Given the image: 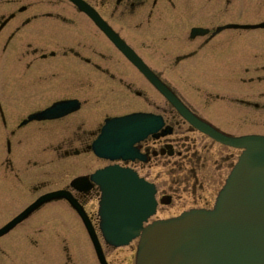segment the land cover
Listing matches in <instances>:
<instances>
[{"label": "flooded vegetation", "instance_id": "1", "mask_svg": "<svg viewBox=\"0 0 264 264\" xmlns=\"http://www.w3.org/2000/svg\"><path fill=\"white\" fill-rule=\"evenodd\" d=\"M86 1L142 58L158 78L171 87L198 116L207 119L179 94L175 89L176 83L168 81L162 75L163 71H176V78L183 80L192 76L195 88L202 87L200 84L204 83V80L198 77L203 78L205 75L210 79L220 77L218 82L222 84L209 87L211 89L204 92L205 98L200 101L207 104L206 98L213 97L215 100H221L223 104L227 103V33L229 29L249 30L228 27L230 23H241L230 21L228 13L230 6L233 5L241 9L239 4L242 5V0ZM107 9L110 18L103 13ZM154 9L157 11L158 22L151 21L153 17L156 18L153 16ZM80 17L89 20V24L92 23L93 25H90L97 29L93 33H98L100 36L94 37L82 31ZM116 20L121 25L128 26L127 30L131 31L133 38L127 32L123 35L120 26L119 29L114 27ZM262 21L264 15L255 21L245 23ZM171 25L172 30H170ZM251 30H260L263 34L258 32L255 35L259 47L252 49V53L248 55V60L243 65L242 72L248 75H242L239 79L242 90L247 94L230 98L232 102L240 104L243 108L252 109V112L247 110L245 114L252 113L254 116H259L264 114V49L260 48L261 41H264V27ZM133 33H137L138 37L136 38V34ZM148 50H153L155 54ZM150 54L156 58L150 57ZM152 58L160 65L157 66ZM132 67L134 66L91 19L69 0H0V195H3L0 210L11 208L14 205L11 202L25 197L28 193L33 195L25 198L26 202L24 201L19 208L5 215L6 217L0 221V227L42 194L71 190L84 207L87 200L91 199L89 194L93 191L99 192L94 183L89 182L91 186L87 190L77 191L70 188L68 181L63 186L38 193V189L45 185V181L39 183L36 181L37 160L34 159L36 155L32 154L31 150L36 149L37 139H45L40 146L50 153L61 152L63 156L71 153L91 154L105 161L101 166L80 173V176H89L97 168L108 164H118L134 170L145 180L155 183L154 178L150 180L151 164L155 166L159 163L163 164L166 153L181 154L175 151L174 145L180 139L176 129L174 114L176 112L167 102L165 103L169 106V110L165 109L163 103L161 112L121 109L131 103L132 93L144 101L149 100L142 89L134 87L131 80ZM135 70L141 75L138 74L139 81L149 83L136 68ZM182 73H186L184 78ZM99 88L109 89V101L96 97ZM222 89L225 93H222ZM64 101H71L75 108L59 117L27 120L30 114L55 102ZM112 103H117L120 110L111 108ZM224 106L221 104V107H218L220 112L215 106L217 115L226 116L229 113V108ZM139 111L152 112L162 117L164 121V125L153 132L157 136L153 133L147 134L134 144L136 155L142 156L143 159L135 156L130 159L110 161L97 157L91 145L100 133L104 120ZM165 111L170 112L173 118L167 117ZM231 113L234 114L233 111ZM166 124L172 126V130L167 135L161 134ZM54 137H57L56 141H53ZM191 145H194V142ZM20 154L24 155L22 159L19 157ZM187 178L182 182L190 181ZM157 192L156 187V194ZM156 200L158 208L160 203L168 202L169 197L163 194L156 196ZM52 202L69 205L63 197L48 200L0 236V239L4 238L19 227L20 233L18 232L16 237L18 236L17 240L22 242L1 241L0 264H9L6 259L11 260L13 257L17 258L16 264H21L22 255L24 261L26 256L29 257L28 264H35L36 251L30 248L35 243H23L35 241L26 233L27 228L32 225L31 220L28 219L38 213L45 204ZM62 248L64 249V244Z\"/></svg>", "mask_w": 264, "mask_h": 264}, {"label": "water", "instance_id": "2", "mask_svg": "<svg viewBox=\"0 0 264 264\" xmlns=\"http://www.w3.org/2000/svg\"><path fill=\"white\" fill-rule=\"evenodd\" d=\"M100 27L117 48L149 79L196 129L213 139L241 148L224 185L211 209H192L179 216L143 222L155 212L154 184L127 167L117 164L97 169L90 175L100 190L99 229L104 241L113 246L129 243L139 236L135 264H264V135L232 136L219 131L194 114L142 61V59L106 24L84 0H70ZM228 27H264L258 24H229ZM69 102H57L30 114L27 120L59 117L73 108ZM162 118L151 113L134 112L107 119L92 149L107 159H130L136 155L133 144L162 125ZM165 127L161 134H169ZM157 136L156 133H153ZM142 158V156H138ZM70 185L87 190V177H76ZM66 198L81 217L100 264L105 260L98 236L86 212L69 191L59 190L39 197L24 212L0 229V235L42 203Z\"/></svg>", "mask_w": 264, "mask_h": 264}, {"label": "rangeland", "instance_id": "3", "mask_svg": "<svg viewBox=\"0 0 264 264\" xmlns=\"http://www.w3.org/2000/svg\"><path fill=\"white\" fill-rule=\"evenodd\" d=\"M241 3L242 5L239 4L241 9H239V7L236 8V5L230 6L228 13L230 21L233 20L234 22L238 21L241 23L248 21L252 22L264 15V0H242ZM156 12V9H154L153 16L157 15ZM103 13H105V16L107 15L109 17L108 9ZM80 15L83 14L80 13ZM85 20L80 17V22L82 21L80 23V29L86 33L94 35V37L96 35L100 36L98 33H93L97 30L94 26H91L93 24L90 23V25V21ZM151 21L158 22L157 16L156 18L153 17V20ZM113 25L116 29H119L118 26H120L123 35H126L127 32V34L133 38L131 31L127 30V25H121L118 20H116ZM146 25L147 24H144V26ZM170 30H172V25ZM228 31L229 33H227L226 43L228 66V75L226 78L228 81L227 103L224 102L223 104L221 103V100H215L213 97L206 98L208 100L207 104L200 101L202 98H205L204 92L211 89L209 87L220 86L222 84L221 82H218L220 77L212 79L208 78V75H205L203 78L198 77L199 79H203L204 83L200 84L202 87L195 88L192 76L186 77L185 80L178 79L176 78V71H163L162 75L166 77L168 81L176 83L175 89L179 94L187 102L194 105L209 121L220 127L222 130L234 135L245 133L264 134V114L259 116H254L252 113L245 114V111L249 110L252 112V109L243 108L240 104L232 102V99L230 98L235 95L247 94L244 92L245 90H242V84L239 79L242 75H248L247 73L242 72L244 71L243 65L248 60V55L252 53V49L259 47L255 41V35L258 32L263 34V31H254L251 29H229ZM133 34H136V38L138 37L137 33ZM102 38L100 37V39ZM260 48L264 49V41H261ZM150 51L155 54L153 50H148V52ZM150 57L156 58L152 54H150ZM152 61L157 64V66L160 65L156 59L152 58ZM132 71L133 74L131 75V80L134 83V87L142 89L144 94L148 96L149 100L144 101L132 93L131 103H128V106L121 107V109L125 108L127 110L131 108L134 110L141 109L145 111L161 112L160 109L166 101L150 83L141 80L139 81L140 74L134 67H132ZM185 74L186 73H182V78H184ZM99 89L100 91L98 90L96 97H99L100 100L108 99L107 101H109V89ZM222 93H225L223 89ZM117 103H112L111 108L120 110ZM221 104L225 105L224 107L229 108V113L226 116H219L215 112L216 109L220 112V108L218 107H221ZM215 106H217L216 109H214ZM164 107L166 110H169V106L166 103ZM231 111H233L234 114L231 113ZM165 114L168 115L167 117H170V119L173 118H171L170 112L165 111ZM174 114L176 116V129L179 132L178 135L180 139L173 144L176 148L175 151H178L181 154L178 155L177 153L176 155L175 153V155H167L166 153L163 164L159 163L157 166L151 164V173L149 175L151 181V178L156 180L154 183L158 190L156 196L159 197L163 194H167L169 197L168 202L160 203L158 205L157 211L151 219L175 216L182 210L191 207H211L217 190L222 185L224 178L239 153V150L237 149L215 143L201 133L191 130L186 122H184L176 113ZM174 137L177 138V136ZM54 138L53 141H56L57 137ZM36 141L38 143L36 149L34 151L31 150V153L36 155L34 159L37 160L36 181L38 183L39 181H45V185L40 186V189L37 191L38 193L49 188L63 186L66 182L70 181L71 178L80 173L90 171L105 163V161L99 160L91 154L80 155V153H71L63 156L61 152L53 151V153H50L48 150L43 149L40 146V143L43 144L45 139H37ZM192 142H194V145H191ZM19 157L22 159L24 155L20 154ZM187 177L190 181L187 183L182 182V180ZM178 178L179 181L177 182ZM94 193L95 192L93 191L89 194L91 199L87 200L84 207L93 220L95 227H97L98 193ZM30 195L31 194L28 193L25 197L11 202V204H14L11 208L0 210V221L5 218L9 212L16 210L23 205L25 198ZM30 197H33V195ZM2 202L3 195H0V206L2 205ZM28 220H31L32 225L27 228L26 233L31 235L35 241L23 243H35L33 244L34 247L33 245H31V247L28 245L36 251L34 260L35 264H99L90 239L79 216L69 205H66V203L52 202L45 204L38 213H35ZM27 221L24 222L27 223ZM18 232L19 227H17L16 231L14 230L4 238H1L0 243H22L17 240L18 236L16 237V235ZM100 241L105 256L110 264H134V253L137 243L136 239L130 242L129 245L123 247L107 246L104 244L101 237ZM62 244H64V249L62 248ZM21 258V264H28L30 261L28 256L25 257V261L23 255ZM6 261H8L9 264H16L18 262L16 257H13L11 260L6 259Z\"/></svg>", "mask_w": 264, "mask_h": 264}]
</instances>
